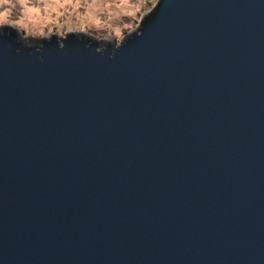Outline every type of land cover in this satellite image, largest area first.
I'll return each instance as SVG.
<instances>
[{"label": "water", "instance_id": "95a60500", "mask_svg": "<svg viewBox=\"0 0 264 264\" xmlns=\"http://www.w3.org/2000/svg\"><path fill=\"white\" fill-rule=\"evenodd\" d=\"M0 264H264V0L0 25Z\"/></svg>", "mask_w": 264, "mask_h": 264}, {"label": "rangeland", "instance_id": "374dc122", "mask_svg": "<svg viewBox=\"0 0 264 264\" xmlns=\"http://www.w3.org/2000/svg\"><path fill=\"white\" fill-rule=\"evenodd\" d=\"M156 3L157 0H0V25L23 27L24 34L32 35L90 30L93 37L118 45Z\"/></svg>", "mask_w": 264, "mask_h": 264}, {"label": "bare ground", "instance_id": "6f19581e", "mask_svg": "<svg viewBox=\"0 0 264 264\" xmlns=\"http://www.w3.org/2000/svg\"><path fill=\"white\" fill-rule=\"evenodd\" d=\"M57 6V5H56ZM57 8V7H56ZM56 10H58V9H56ZM33 15H34V12L32 13Z\"/></svg>", "mask_w": 264, "mask_h": 264}]
</instances>
